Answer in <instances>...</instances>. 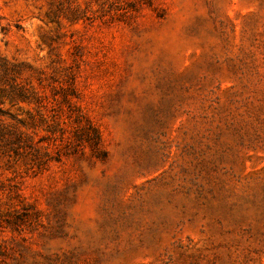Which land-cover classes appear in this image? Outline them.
Returning a JSON list of instances; mask_svg holds the SVG:
<instances>
[{"label":"rangeland","instance_id":"1","mask_svg":"<svg viewBox=\"0 0 264 264\" xmlns=\"http://www.w3.org/2000/svg\"><path fill=\"white\" fill-rule=\"evenodd\" d=\"M71 2L0 0V264H264V0Z\"/></svg>","mask_w":264,"mask_h":264},{"label":"trees","instance_id":"2","mask_svg":"<svg viewBox=\"0 0 264 264\" xmlns=\"http://www.w3.org/2000/svg\"><path fill=\"white\" fill-rule=\"evenodd\" d=\"M77 1V0H74ZM58 5L64 7L65 4L70 5L71 0H57ZM60 14H57L56 11H52L50 13L49 19L51 21L59 22ZM66 19L68 18L66 15L64 16ZM71 22H78V19L69 20ZM1 71L3 74H7L8 68L4 65L0 66ZM11 91L7 94V98L9 99L10 104L12 106L19 105V104H26V105H38L39 108H44L45 110L48 108V103L46 102L43 104L42 97L38 95V93L34 90L25 89L23 87L12 86ZM3 103V102H2ZM40 105V106H39ZM2 113L4 111L0 110V117H2ZM39 115L44 119V114L42 110H38ZM29 118L31 123H26L19 119L13 118V120L19 124L21 127L29 129V125H33L35 122V117L29 111ZM54 124L60 127V132L62 135V140H66V144L71 142L70 137H65L66 129L62 127V125H66V122L62 121L61 118L57 120H53ZM76 123V130L74 131V140L80 141V143L85 146L89 147L92 152L98 151L101 149L102 146V137L101 133L99 132L98 128H96L93 123L84 115H81L79 118L75 120ZM20 126H10L5 125L4 123L0 122V142L2 143V149L5 150L4 152L11 156L14 154L15 156H22L26 154L27 156L31 155L37 159V155L35 151H38L34 146L30 143L29 136L20 130ZM32 127V126H31Z\"/></svg>","mask_w":264,"mask_h":264}]
</instances>
